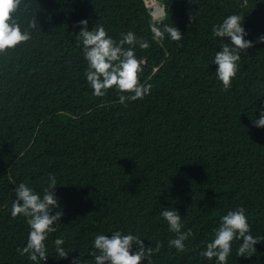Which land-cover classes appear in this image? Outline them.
Wrapping results in <instances>:
<instances>
[{"label":"trees","instance_id":"obj_1","mask_svg":"<svg viewBox=\"0 0 264 264\" xmlns=\"http://www.w3.org/2000/svg\"><path fill=\"white\" fill-rule=\"evenodd\" d=\"M158 1L180 41L151 40L155 18L146 0H20L18 20H35V27L29 41L0 54V264H33L17 252L28 225L10 215L12 189L24 182L41 191L49 173L57 178L52 214L61 216L39 264L77 257L92 264L94 235L115 229L138 234L145 247L159 241L151 264H215L198 253L219 217L237 206L252 235L264 237V128L250 120L254 106H264V44L241 53L223 90L211 64L220 38L210 34L239 12L246 39L255 41L264 35V0H248L246 8L240 0ZM81 19L116 40L131 30L149 41L135 51L146 60L140 78L152 84L150 95L127 106L112 89L91 95L75 39ZM168 206L180 214L182 230H191L183 251L168 246L174 233L159 215ZM56 236L65 240V258L53 251ZM238 243L227 264H264V241L247 258L236 256Z\"/></svg>","mask_w":264,"mask_h":264},{"label":"clouds","instance_id":"obj_2","mask_svg":"<svg viewBox=\"0 0 264 264\" xmlns=\"http://www.w3.org/2000/svg\"><path fill=\"white\" fill-rule=\"evenodd\" d=\"M19 4L20 0H0V54L31 39L35 20L28 21L26 25L19 21L16 16ZM239 6L246 8L248 0H240ZM165 15L163 12L158 13L155 21L149 24L151 40L155 43H162L165 38L180 41V30L173 23H165ZM77 27L79 31L75 39L82 45L81 53L87 64L84 76L91 95L104 97L112 89L116 93V102L123 106H127L125 101L142 100L150 95L152 84L140 78L146 60L138 57L135 51L136 48L148 49V40L138 37L131 30L120 33V39L116 40L103 25L98 24L89 30L86 19L77 21ZM210 34L214 38H220V50H215L211 59V64L216 65L215 78L223 90H228L241 67V53L252 47L253 43L264 44V35L258 36L255 41L246 39L248 33L239 12L225 15L218 23L213 24ZM224 38H227V42ZM254 107L253 118L250 120L257 129L264 128V106ZM56 186V176L49 173L46 186L41 191H36L24 182L12 189L15 199L11 203L10 215L16 217L19 214L28 225L26 243L17 248V252L21 256L26 254L33 264H39L48 257V239L57 231L61 214L60 211L52 214L58 204V197L54 193ZM159 215L166 222L168 231L174 233V237L168 240V246L176 251H183L185 241L192 234L191 230H182V218L172 206L163 207ZM250 227L249 218L242 206L227 210L219 217L218 226L204 242L199 256L209 261L214 259L215 264H227L236 242H239L235 248L237 257L247 258L253 255L256 252L255 245L264 241V237L252 235ZM110 233V236L102 232L94 235L88 252V256L92 257V264H140L142 260L151 264V257L161 248L159 241L155 247H145L140 236L130 231L115 229ZM64 243L62 236L51 240L53 251L60 258L69 254L62 247ZM72 264H88V260L77 257Z\"/></svg>","mask_w":264,"mask_h":264},{"label":"rangeland","instance_id":"obj_3","mask_svg":"<svg viewBox=\"0 0 264 264\" xmlns=\"http://www.w3.org/2000/svg\"><path fill=\"white\" fill-rule=\"evenodd\" d=\"M146 1H147V5H148L150 8H154V9L152 10L153 15L156 14L155 16H157L158 13L163 12L164 5L161 4L158 0H146ZM158 7H159V12L157 11ZM163 13H165V10H164Z\"/></svg>","mask_w":264,"mask_h":264},{"label":"water","instance_id":"obj_4","mask_svg":"<svg viewBox=\"0 0 264 264\" xmlns=\"http://www.w3.org/2000/svg\"><path fill=\"white\" fill-rule=\"evenodd\" d=\"M163 12H164V9H163ZM165 14V13H164ZM156 14H154L153 16H154V18L156 19V16H155Z\"/></svg>","mask_w":264,"mask_h":264},{"label":"bare ground","instance_id":"obj_5","mask_svg":"<svg viewBox=\"0 0 264 264\" xmlns=\"http://www.w3.org/2000/svg\"><path fill=\"white\" fill-rule=\"evenodd\" d=\"M157 11L159 12V7H158Z\"/></svg>","mask_w":264,"mask_h":264}]
</instances>
